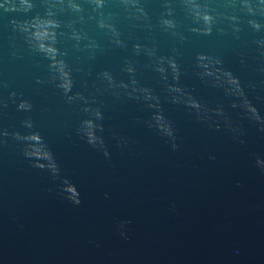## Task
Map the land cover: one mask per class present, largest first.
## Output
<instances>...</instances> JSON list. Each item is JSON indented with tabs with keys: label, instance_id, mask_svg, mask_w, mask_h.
Returning a JSON list of instances; mask_svg holds the SVG:
<instances>
[{
	"label": "water",
	"instance_id": "water-1",
	"mask_svg": "<svg viewBox=\"0 0 264 264\" xmlns=\"http://www.w3.org/2000/svg\"><path fill=\"white\" fill-rule=\"evenodd\" d=\"M0 0V264H264V0Z\"/></svg>",
	"mask_w": 264,
	"mask_h": 264
},
{
	"label": "clouds",
	"instance_id": "clouds-1",
	"mask_svg": "<svg viewBox=\"0 0 264 264\" xmlns=\"http://www.w3.org/2000/svg\"><path fill=\"white\" fill-rule=\"evenodd\" d=\"M23 3L28 6V7H31L30 3H29V0H23Z\"/></svg>",
	"mask_w": 264,
	"mask_h": 264
}]
</instances>
